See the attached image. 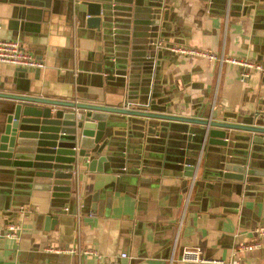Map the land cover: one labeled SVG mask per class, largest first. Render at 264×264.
Here are the masks:
<instances>
[{"label": "crops", "instance_id": "0c3cea01", "mask_svg": "<svg viewBox=\"0 0 264 264\" xmlns=\"http://www.w3.org/2000/svg\"><path fill=\"white\" fill-rule=\"evenodd\" d=\"M102 3L105 25L96 30L76 22L71 0H0V38L16 39L44 60L39 68L0 63V91L109 105L147 96L154 111L203 117L213 110L228 120L264 115V75L250 70L241 79L242 68L225 60L165 48L185 45L264 61V0H230L226 22L224 0ZM153 25L165 46L146 42ZM231 133L237 138L226 146L196 150V141L180 148L163 133L117 124L102 170L81 161L65 199L52 197L48 178L33 176L32 169L0 166V231L8 222L19 224L15 237L0 235V264H35V256L41 264H94L120 251L127 253L120 258L125 264H220L182 260L187 247L228 260L238 242L256 239L253 228L264 222V143L250 149L241 139L245 131ZM194 156L190 176L182 160ZM241 162L244 182L220 175ZM75 245L99 255L53 250ZM241 256L237 264H264V237Z\"/></svg>", "mask_w": 264, "mask_h": 264}, {"label": "water", "instance_id": "95a60500", "mask_svg": "<svg viewBox=\"0 0 264 264\" xmlns=\"http://www.w3.org/2000/svg\"><path fill=\"white\" fill-rule=\"evenodd\" d=\"M102 1L108 0H71L76 22L96 30L104 26L103 15L107 11L102 8L107 6ZM243 3L247 5V0ZM153 13L151 22L155 24L158 11L154 8ZM156 29V25L146 29L151 31L146 35L150 38L146 39L150 48ZM0 99H3L0 101V166L10 167L13 172L32 169L33 176L38 173L47 177L50 195L61 199L69 196L73 171L81 161L86 162L87 169L102 170V163L107 160L104 146L117 124L127 127L131 123L145 127L150 133H163L164 141L176 143L180 148H186L189 141L199 143L196 150L206 145L226 146L232 138H237L232 130L246 132L241 138L245 147L251 149L255 143H264V115L257 111L241 120H228L218 119L213 110L203 117L154 111L147 96L144 100L125 96L116 105L1 91ZM182 162L185 174L193 175L198 163L196 156ZM240 164V169L224 170L220 175L244 182L246 167L244 162ZM39 257H33L35 264H41ZM28 260L27 264H33L32 259Z\"/></svg>", "mask_w": 264, "mask_h": 264}, {"label": "built area", "instance_id": "2783aa9c", "mask_svg": "<svg viewBox=\"0 0 264 264\" xmlns=\"http://www.w3.org/2000/svg\"><path fill=\"white\" fill-rule=\"evenodd\" d=\"M230 11V0H224L223 7V19L226 22ZM154 47L165 46L160 38H153L150 42ZM172 52L184 53L187 55H199L205 57L208 60L218 59L219 62L225 60L231 64L237 65L242 69L239 71V76L241 79L248 76V71L255 70L260 74L264 75V61L258 60H249V59H240L233 56L223 57L222 54L217 55V53L204 49H196L190 46L185 45H170L167 47ZM0 63H9L15 67H24V68H39L43 67L44 60L40 58L33 57L29 52L25 51L18 40L9 39V38H0ZM75 170V169H74ZM75 173V171H73ZM76 174V173H75ZM81 204V203H80ZM77 203L75 205V216H76V231H78V224L80 218V205ZM89 215V214H88ZM19 228V224L17 222H8L5 224L2 231H0V235H4L5 237H15L17 235V230ZM253 233L255 234L256 239L238 242L232 250L231 257L223 261L222 259L215 258H206L201 254V251L198 247H187L183 249V253L181 255L182 260H191L196 262H212V263H220V264H237L243 252L250 251L259 246V238L264 237V222L257 224L253 228ZM53 250L57 252H69L75 254H92L98 256V252L91 247H80L78 245L75 246H67V247H54ZM127 253L125 251H120L117 255L110 257H102L97 260L94 264H125L120 261V258L126 257Z\"/></svg>", "mask_w": 264, "mask_h": 264}]
</instances>
